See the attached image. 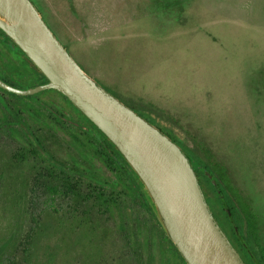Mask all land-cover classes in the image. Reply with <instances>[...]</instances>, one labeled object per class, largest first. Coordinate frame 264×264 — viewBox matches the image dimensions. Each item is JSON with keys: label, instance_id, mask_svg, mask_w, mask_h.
<instances>
[{"label": "rangeland", "instance_id": "1", "mask_svg": "<svg viewBox=\"0 0 264 264\" xmlns=\"http://www.w3.org/2000/svg\"><path fill=\"white\" fill-rule=\"evenodd\" d=\"M32 1L89 75L210 165L256 214L264 247V0ZM0 94L69 161L68 143L25 110L40 97L64 103L56 91ZM6 119L14 117L0 105ZM15 128L0 129V264H184L166 251L145 207L130 202L124 214L86 203L83 214L71 212L82 204L75 199L32 200L36 172L13 159L27 140ZM94 166L106 174L100 160ZM35 221L33 254L23 255Z\"/></svg>", "mask_w": 264, "mask_h": 264}, {"label": "water", "instance_id": "2", "mask_svg": "<svg viewBox=\"0 0 264 264\" xmlns=\"http://www.w3.org/2000/svg\"><path fill=\"white\" fill-rule=\"evenodd\" d=\"M0 28L47 78L30 88L0 78V88L21 96L56 89L72 101L137 173L165 232L187 264H247L215 218L190 156L89 75L32 0H0ZM209 177L217 184L211 173Z\"/></svg>", "mask_w": 264, "mask_h": 264}, {"label": "trees", "instance_id": "3", "mask_svg": "<svg viewBox=\"0 0 264 264\" xmlns=\"http://www.w3.org/2000/svg\"><path fill=\"white\" fill-rule=\"evenodd\" d=\"M19 51L25 55L21 49ZM27 59L29 62L16 55L12 49L4 44V41L0 40L1 79L17 87L26 83H30L29 86L32 87L45 83L47 81L46 76L28 57ZM10 79L14 82H11ZM52 90L56 91V95L61 97L64 103L41 100L40 97L32 100L34 103L28 105V109L25 110L37 114L38 122H41L45 127V131L55 132L61 137V140L68 143L71 150V152L69 151V161L58 160L45 147L41 138L34 134L32 127L29 126L26 118L20 115L18 108H11L9 103H5L3 95L0 94V105L14 117V120L1 121L0 129L6 128L13 132L17 130L15 126H18V130L27 135L25 145L13 154V159L16 164L29 161L36 172L33 179L36 194L32 200L39 201L43 196H61L75 199L77 203L79 202L78 204L82 202L80 207L74 205L71 212L75 210L83 213V206L88 203V206L90 204H103L105 209L109 210L112 209V206H117L121 212H125L124 214L128 211L126 209L130 207L127 204L133 202L145 207L150 212L154 221L153 228L158 227V230L155 229L156 232L162 234L163 239H165L166 251H169L171 255H178L183 263L187 264L176 245L165 232L152 207L144 184L128 161L108 137L72 101L60 91ZM0 91L18 97L5 89L0 88ZM140 114L144 116L142 113ZM144 117L146 118V116ZM148 120L152 122L150 119ZM157 127L172 137L194 159L198 176H202L200 180L210 202L217 207V212L224 214L231 231L235 235L237 232L242 235L245 252L250 262L252 264H264V247L257 235L256 214L237 202L230 189L220 180L221 178L217 179V184L212 182V179L208 177V173H212L209 164L188 152L189 149L184 143L174 139V136L165 131L162 125ZM97 160H100L106 167V174L102 175L103 172L94 166ZM213 178H216L215 174H213ZM85 179L89 182H85ZM87 187H90V192ZM226 205L231 215H229ZM152 220L150 221L152 222ZM40 231L41 227L35 221L34 225L31 226V233L27 238V246L24 248L23 255L33 254ZM169 256L167 255V259Z\"/></svg>", "mask_w": 264, "mask_h": 264}, {"label": "flooded vegetation", "instance_id": "4", "mask_svg": "<svg viewBox=\"0 0 264 264\" xmlns=\"http://www.w3.org/2000/svg\"><path fill=\"white\" fill-rule=\"evenodd\" d=\"M42 15V14H41ZM0 30L2 31H0V40H2V41H4V44L6 45V46H8L10 49H12V51L16 54V55H18V56H20V58H23L25 61H27V62H29L28 61V59H27V56H25V55H22V53L19 51V49H18V47H17V44L0 28ZM3 33H5V35H3ZM58 38V37H57ZM65 47H66V45H64ZM67 48V50L69 51V48L68 47H66ZM30 66H32V65H30ZM1 74V73H0ZM1 78V77H0ZM10 81L11 82H14L12 79H10ZM102 84V83H101ZM103 85V84H102ZM104 86V85H103ZM17 87V86H16ZM105 88H106V86H104ZM19 88H21V87H19ZM107 89V88H106ZM108 90V89H107ZM185 151V150H184ZM186 152V151H185ZM187 153V152H186ZM188 154V153H187ZM189 155V154H188ZM194 155V154H193ZM190 156V158H191V162H192V164H193V166H194V168H195V170H196V172H197V166H196V164H195V162H194V160H193V158L191 157V155H189ZM197 175H198V173H197ZM199 177V176H198ZM208 177H209V173H208ZM200 178H202V176L201 177H199V180H200ZM210 178V177H209ZM210 179H212V178H210ZM200 183H201V185H202V182H201V180H200ZM202 188H203V185H202ZM203 190H204V188H203ZM204 193H205V195H206V198H207V201H208V203H209V205H210V207H211V209H212V211H213V214H214V216H215V218L217 219V221L219 222V224H220V226L223 228V230L226 232V234H227V236L229 237V239L231 240V242L233 243V245L236 247V249L238 250V252L241 254V256L243 257V259L245 260V262L247 263V264H250L251 262H250V259H249V257H248V255H247V253L245 252V244H244V240H243V237H242V235H240L238 232H237V234L235 235L232 231H231V229L228 227V224H227V221H226V219H225V216H224V214L223 213H220V212H217V207L214 205V204H212V202H210V199H209V196H208V194H207V192L204 190ZM237 230V229H236ZM246 256H247V258H246ZM250 262V263H249ZM252 264V263H251Z\"/></svg>", "mask_w": 264, "mask_h": 264}]
</instances>
